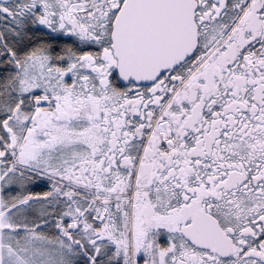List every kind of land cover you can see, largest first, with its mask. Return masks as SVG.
I'll use <instances>...</instances> for the list:
<instances>
[{
  "label": "flooded vegetation",
  "instance_id": "obj_1",
  "mask_svg": "<svg viewBox=\"0 0 264 264\" xmlns=\"http://www.w3.org/2000/svg\"><path fill=\"white\" fill-rule=\"evenodd\" d=\"M35 1L0 0V62L83 59L100 68L85 75L86 156L52 170L86 188V264H264V0H194V53L148 82L122 78L112 49L126 0H76L88 5L76 13L75 0ZM39 28L65 47H26L28 30ZM60 103L57 119L74 115L68 96ZM39 113L36 136L52 123Z\"/></svg>",
  "mask_w": 264,
  "mask_h": 264
},
{
  "label": "rangeland",
  "instance_id": "obj_2",
  "mask_svg": "<svg viewBox=\"0 0 264 264\" xmlns=\"http://www.w3.org/2000/svg\"><path fill=\"white\" fill-rule=\"evenodd\" d=\"M35 3L39 4L37 0ZM72 4L80 6L85 3L75 0L70 6ZM42 5H45L43 10H47L46 5L52 6L46 1H42ZM79 6L77 12H84L88 8V5L83 8ZM76 11L70 10L71 13ZM40 20L46 26L52 21L47 16ZM64 65L66 68L61 70ZM92 66L83 59L65 63L53 62L47 57H37L21 64L17 63L15 67L18 69L15 74L19 75L17 78L20 85L15 90L17 101L24 102L25 93L41 91V94L34 98L41 104L37 106L33 100L32 106L28 104L27 107L23 105L25 109H17L10 126L14 132L5 135L7 148L2 153L3 156L9 157L10 172L0 174V180L4 179L0 182V264H74L76 249L86 252V188L79 186L75 180L70 181L69 177L64 175V172L69 171L63 168H60L59 172L52 170L56 165H73V159L81 161L86 154L84 134L88 86L86 87L85 75L88 68L95 72L100 70ZM35 78L39 79V82L34 84ZM68 81L73 86L62 89L64 85L69 86ZM49 82L52 84L48 85ZM38 85L42 88H38ZM95 87L97 96L98 86ZM67 96L69 102H72L74 115L70 113L62 119H57L55 105L60 107V101L66 100ZM58 97L61 100H57ZM44 106L46 108L41 110ZM40 111L45 112L44 116L49 115L52 123L44 125L45 130H42V133L38 131L36 136ZM26 137L29 138L26 141L32 144L30 149L24 151ZM58 139L59 142L62 140L60 143L63 146H52ZM72 151L74 155L71 154ZM34 153L37 157L33 156L32 159ZM40 184L49 186L46 194L32 190L35 185ZM72 195L75 199L74 208L71 203V208H63V203L68 200L71 202ZM59 216L66 221L67 229L65 226L62 228ZM49 218L58 220V223L54 224L55 230L59 231L60 236L64 235L66 240L50 237L45 228L34 229L35 224L45 225Z\"/></svg>",
  "mask_w": 264,
  "mask_h": 264
},
{
  "label": "water",
  "instance_id": "obj_3",
  "mask_svg": "<svg viewBox=\"0 0 264 264\" xmlns=\"http://www.w3.org/2000/svg\"><path fill=\"white\" fill-rule=\"evenodd\" d=\"M195 9L194 0H126L111 32L121 77L148 82L193 54L198 44ZM137 33L154 40L136 44L125 39ZM142 47L148 50L139 51Z\"/></svg>",
  "mask_w": 264,
  "mask_h": 264
},
{
  "label": "trees",
  "instance_id": "obj_4",
  "mask_svg": "<svg viewBox=\"0 0 264 264\" xmlns=\"http://www.w3.org/2000/svg\"><path fill=\"white\" fill-rule=\"evenodd\" d=\"M12 5H14V4L12 3ZM23 40H24L23 42L26 45V47L32 46V45H34V43L37 45L38 41H41L44 49L49 50L52 47L54 53H56L57 51H59L65 47V45H62L61 42H59V41H57L53 45H50L49 41L51 40V38L49 37V33H47L43 28H39L36 31L35 30H31V31L28 30V33ZM16 65H17V63H10V65H8L7 62H2V61L0 62V104L3 102H5V103L10 102L11 107L14 105L16 106V105L21 104V103L24 104L26 107L28 106V104L30 106H32L34 98L37 95L41 94V92L37 91L34 93H30V94L25 93V96L23 98L24 102H21V100L17 101L16 95H15V93H16L15 90H17V88H19L18 87L19 82L18 83L16 82V85H17L16 86L15 80H18V78H17L18 75H16L17 73L14 75H12L11 73L10 74L6 73L8 71V69H14L16 67ZM6 112L7 113L9 112V116L12 117V114H13L12 109L10 111H6ZM7 156L8 155H6V158H5L6 161L10 162L9 157H7ZM32 190H38L40 193L46 194L49 191V188L47 187V185L40 184V185H35ZM55 223H58V220L49 218L48 220H46L45 225H42V224L39 225V223H38V225L35 224L34 229L38 230V229L45 228L48 230L50 237L56 238V239L57 238L64 239L63 238L64 235L60 236L59 231L57 232L55 230V228H56L54 225ZM64 240H66V239H64ZM76 254H77V257H76V261L74 264H86V252H82V251L76 249Z\"/></svg>",
  "mask_w": 264,
  "mask_h": 264
},
{
  "label": "crops",
  "instance_id": "obj_5",
  "mask_svg": "<svg viewBox=\"0 0 264 264\" xmlns=\"http://www.w3.org/2000/svg\"><path fill=\"white\" fill-rule=\"evenodd\" d=\"M8 74H10V72H8ZM19 78V75L17 76ZM24 104H18V105H14L11 107V103H1L0 104V174L4 175L3 173L5 172H10V162L6 161V156H3V151L7 148V143H6V133L12 132L14 129L11 130V124H12V118L15 119V111L18 109L22 110V108L25 109V107H23ZM12 109L13 114L12 117L9 116V112L7 113L6 111H10ZM34 109V108H33ZM32 109V112H33ZM14 132V131H13ZM20 143V142H19ZM33 156H31V158L33 159ZM86 156V154H84V157ZM37 157V156H35ZM67 168V166H66ZM65 170V169H64ZM67 171V170H65ZM6 174V173H5ZM8 174V173H7ZM64 175L67 176V173L64 172ZM4 179L2 178L0 180L3 181Z\"/></svg>",
  "mask_w": 264,
  "mask_h": 264
},
{
  "label": "bare ground",
  "instance_id": "obj_6",
  "mask_svg": "<svg viewBox=\"0 0 264 264\" xmlns=\"http://www.w3.org/2000/svg\"><path fill=\"white\" fill-rule=\"evenodd\" d=\"M79 6V5H78ZM78 6H76L75 4H72L71 6H70V10L71 11H76V9L78 8ZM84 6H86V4H82V5H80L79 7H84ZM77 12V11H76ZM81 12V11H80Z\"/></svg>",
  "mask_w": 264,
  "mask_h": 264
},
{
  "label": "built area",
  "instance_id": "obj_7",
  "mask_svg": "<svg viewBox=\"0 0 264 264\" xmlns=\"http://www.w3.org/2000/svg\"><path fill=\"white\" fill-rule=\"evenodd\" d=\"M34 103H35V105H37V106H38L39 104H41V102L38 101V100H35Z\"/></svg>",
  "mask_w": 264,
  "mask_h": 264
}]
</instances>
